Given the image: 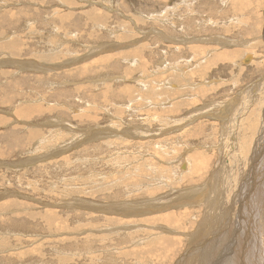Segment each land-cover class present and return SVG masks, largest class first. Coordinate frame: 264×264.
Instances as JSON below:
<instances>
[{"label": "rangeland", "instance_id": "obj_1", "mask_svg": "<svg viewBox=\"0 0 264 264\" xmlns=\"http://www.w3.org/2000/svg\"><path fill=\"white\" fill-rule=\"evenodd\" d=\"M256 133L264 0H0V264H264Z\"/></svg>", "mask_w": 264, "mask_h": 264}, {"label": "bare ground", "instance_id": "obj_2", "mask_svg": "<svg viewBox=\"0 0 264 264\" xmlns=\"http://www.w3.org/2000/svg\"><path fill=\"white\" fill-rule=\"evenodd\" d=\"M39 5V4H38ZM190 5V4H189ZM112 9V8H111ZM102 11V10H101ZM66 20V19H65ZM68 21V20H67ZM210 21V20H209ZM95 24V23H94ZM115 30V29H114ZM125 31V30H124ZM161 31V30H160ZM159 33V32H158ZM143 34V33H142ZM165 36V35H164ZM141 37V36H140ZM163 37V36H162ZM127 38V37H126ZM141 40V39H140ZM224 41V40H223ZM147 42V41H146ZM225 44H226V42H225ZM235 44V43H234ZM227 45H229V44H227ZM247 46V45H246ZM180 50V49H179ZM106 54V53H105ZM177 55V54H176ZM209 56V55H208ZM84 58V57H83ZM199 59V58H198ZM206 59V58H205ZM183 60V59H182ZM84 61H85V58H84ZM106 61V60H105ZM141 61V60H140ZM101 63V62H100ZM86 64V63H85ZM121 64V63H120ZM197 64V63H196ZM91 66V65H90ZM161 74V73H160ZM112 75V74H111ZM154 81V80H153ZM250 92V91H249ZM259 93V92H258ZM193 96V95H192ZM246 100V99H245ZM131 102V101H130ZM243 102V101H242ZM246 102V101H245ZM219 104V103H218ZM220 105V104H219ZM237 107V106H236ZM248 118V117H247ZM231 119V118H230ZM239 121V120H238ZM242 121V120H241ZM156 122V121H155ZM256 124V123H255ZM258 125V124H257ZM259 126V125H258ZM257 126V127H258ZM254 127V126H253ZM255 132H256V130H255ZM262 132V131H261ZM258 134L256 133V136H257ZM262 136H264V134L263 133H261V135L259 134L258 135V139L260 140L261 138H262ZM236 137V136H235ZM240 140V139H239ZM241 142V141H240ZM177 143V142H176ZM235 146V145H234ZM21 148V147H20ZM203 150V149H202ZM240 150V149H239ZM13 151V150H12ZM11 153V152H10ZM66 156V155H65ZM244 156V155H243ZM242 156V157H243ZM246 156H248V155H246ZM198 158V157H197ZM248 158V157H247ZM258 160H260V159H258ZM261 161V160H260ZM178 164V163H177ZM240 164V163H239ZM242 165V164H241ZM202 166V165H201ZM260 166V165H259ZM240 167V166H239ZM204 170V169H203ZM262 172V171H261ZM221 173V172H220ZM230 174V173H229ZM228 173H227V175L226 176H228L229 175ZM199 177V176H198ZM234 179H235V177H234ZM248 180V179H247ZM256 182V181H255ZM254 182V183H255ZM250 186V185H249ZM252 186H254V185H252ZM259 186H261V184L259 185ZM177 192V191H176ZM157 197V196H156ZM209 197V196H208ZM247 200V199H246ZM140 202V201H139ZM243 204V203H242ZM250 207V206H249ZM244 209H245V207H244ZM250 209V208H249ZM217 210V209H216ZM237 211V210H236ZM244 212V211H243ZM259 212H260V210H259ZM251 217V216H250ZM261 222V221H260ZM136 225H138V224H136ZM262 226H264V223H262ZM110 227V226H109ZM105 228V227H104ZM241 228V227H240ZM239 228V229H240ZM260 231H258V233H259ZM232 233V232H231ZM251 234V233H250ZM256 233H252V235H255ZM264 233L262 232V235H263ZM130 235V234H129ZM249 235V234H248ZM240 236V235H239ZM255 237H256V235H255ZM252 238H254V237H252ZM257 238V237H256ZM260 237H258V239H259ZM264 238V237H263ZM169 239V238H168ZM226 239V238H225ZM264 240V239H263ZM109 241V240H108ZM181 241V240H180ZM254 242V241H253ZM257 242H259V241H257ZM257 242H254V243H257ZM264 242V241H263ZM262 242V243H263ZM261 243V244H262ZM230 244V243H229ZM242 244V243H241ZM253 244V243H252ZM264 244V243H263ZM262 244V245H263ZM225 245V244H224ZM250 245V244H249ZM257 245V244H256ZM230 246V245H229ZM247 247V246H246ZM251 247V246H250ZM264 247V246H263ZM231 248V247H230ZM229 248V249H230ZM248 248V250H250L249 249V247H247ZM253 248H254V246H253ZM253 248L251 249V250H253ZM258 249V248H257ZM228 250V249H227ZM226 250V251H227ZM247 250V251H248ZM211 251V250H210ZM226 251H224V253H226ZM258 251V250H257ZM230 252V254H231V251H229ZM234 252V251H233ZM258 252H260V251H258ZM223 253V254H224ZM251 253H253L252 251H251ZM262 253V252H261ZM233 254V253H232ZM234 254H236V253H234ZM254 254H256V253H254ZM254 254H252V255H254ZM263 254V253H262ZM226 255V254H225ZM227 255H228V253H227ZM239 255V254H238ZM242 255V254H241ZM236 257H237V255H235ZM234 256V257H235ZM230 257H231V255H230ZM233 257V256H232ZM236 257H235V260H236ZM240 257V256H239ZM242 257V256H241ZM245 257V256H244ZM250 257V256H249ZM257 257V254H256V256L254 255V259H252V262L255 260V259H258V258H256ZM212 258V257H211ZM252 258V257H251ZM224 259V258H223ZM223 259H221V260H223ZM226 259V258H225ZM243 258H241V260H242ZM240 260V261H241ZM249 260V259H248ZM261 260V259H260ZM227 261H228V259H227ZM236 261H238V260H236ZM262 261V260H261ZM264 261V260H263ZM239 262V261H238ZM217 263V262H216ZM228 263V262H227ZM241 263V262H240ZM256 263V262H255ZM223 264V263H222ZM226 264V263H225ZM229 264V263H228ZM231 264H232V262H231ZM233 264H237V263H233ZM239 264V263H238ZM243 264H245V262L243 263ZM257 264V263H256Z\"/></svg>", "mask_w": 264, "mask_h": 264}]
</instances>
